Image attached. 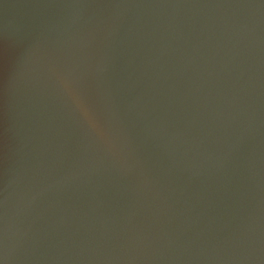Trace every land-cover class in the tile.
Listing matches in <instances>:
<instances>
[{"label": "water", "instance_id": "water-1", "mask_svg": "<svg viewBox=\"0 0 264 264\" xmlns=\"http://www.w3.org/2000/svg\"><path fill=\"white\" fill-rule=\"evenodd\" d=\"M3 264H264V0H0Z\"/></svg>", "mask_w": 264, "mask_h": 264}, {"label": "snow or ice", "instance_id": "snow-or-ice-1", "mask_svg": "<svg viewBox=\"0 0 264 264\" xmlns=\"http://www.w3.org/2000/svg\"><path fill=\"white\" fill-rule=\"evenodd\" d=\"M0 264H3V262H2V261H0Z\"/></svg>", "mask_w": 264, "mask_h": 264}]
</instances>
